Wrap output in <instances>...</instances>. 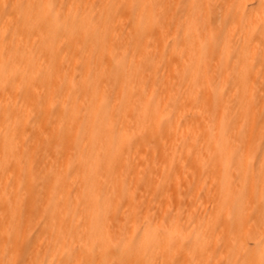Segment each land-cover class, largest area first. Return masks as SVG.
<instances>
[{
    "label": "bare ground",
    "instance_id": "obj_1",
    "mask_svg": "<svg viewBox=\"0 0 264 264\" xmlns=\"http://www.w3.org/2000/svg\"><path fill=\"white\" fill-rule=\"evenodd\" d=\"M261 109L264 0H0V264H264Z\"/></svg>",
    "mask_w": 264,
    "mask_h": 264
},
{
    "label": "rangeland",
    "instance_id": "obj_2",
    "mask_svg": "<svg viewBox=\"0 0 264 264\" xmlns=\"http://www.w3.org/2000/svg\"><path fill=\"white\" fill-rule=\"evenodd\" d=\"M225 24V20L224 19H217L216 17H213L212 18V21H211V25H213L214 28H218L220 25H224ZM215 44H216V49L218 51H220L224 45H225V38L224 36L222 35H219L216 37V40H215ZM236 59H234L233 57L229 60V63L232 67H237V63L235 61ZM152 78V77H150ZM233 89L232 88H229L228 89V92L232 91ZM258 120L256 122V126H257V129H260L264 123V109H261L260 110V115L258 116ZM254 144L256 143H259L260 140H254ZM43 161V160H41ZM264 165V153H261V154H258L254 163H253V168H254V173L257 174V170L262 166ZM258 202V201H257ZM261 211L264 213V201L263 203L261 204ZM250 224H252L253 222V219H250Z\"/></svg>",
    "mask_w": 264,
    "mask_h": 264
}]
</instances>
